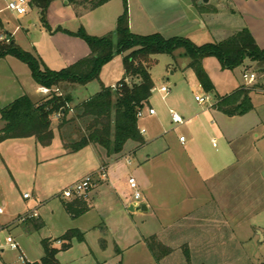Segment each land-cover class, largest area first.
I'll use <instances>...</instances> for the list:
<instances>
[{
  "label": "rangeland",
  "instance_id": "obj_1",
  "mask_svg": "<svg viewBox=\"0 0 264 264\" xmlns=\"http://www.w3.org/2000/svg\"><path fill=\"white\" fill-rule=\"evenodd\" d=\"M67 2L56 0L52 3L46 17L47 28L42 23L39 10L30 9L19 20V16L7 10L6 1L0 0V31L13 35L15 43L22 50L34 54L44 68L52 71L68 68L79 55L78 52L75 54V50L70 53V49H64V42L60 40L62 35L57 34L60 28L76 32L84 28L90 36L112 37L117 43L114 6L117 5L119 11L124 12L123 0L109 2L89 13L66 5ZM194 38L190 40L198 46L217 41L211 35L200 34ZM124 56L118 55L104 65L98 80L71 91V108L95 96L103 86H119L125 80ZM153 58L156 63L150 72L154 90L145 109L153 108L156 116L150 117L145 112L144 117L139 119V129L146 130L143 134L144 145L129 141L120 155L110 158L104 155L105 150L88 146L76 155L58 159L56 163H44L45 152L61 153L64 150L56 129L57 122H54V144L46 151L39 148L37 152L32 147V139H13L0 144V207L4 210V214L0 215V246L5 247L4 252L0 253V264H22L18 260L20 253L5 245L8 236L19 245L28 263L41 261L44 257L43 242L46 240L60 250L57 258L61 264H261L264 261V240L261 241L259 234L264 237V73L255 66L251 72L256 74V83L247 85L243 75L250 71L242 66L224 70L216 58H206L203 67L215 88V92L209 94L200 86L189 67L190 58L183 49L176 51L174 56L157 55ZM7 60L16 71L26 70L30 75L25 63L10 56ZM3 69L7 71L9 67L6 65ZM126 82L132 85L139 81L127 79ZM255 84L261 87L251 94L252 111L229 117L213 109L217 94L220 97L229 96L241 86L252 88ZM162 86L170 89L169 95L160 93ZM196 96L208 98L209 101L199 104ZM170 110L184 117L185 123L173 125ZM3 126L1 123L0 130ZM224 129L233 139L230 145L222 136ZM189 134L194 139L193 142L189 141L196 149L193 153L190 151L187 154L175 144L168 146L169 141ZM255 134L260 137H255ZM213 139L217 140V148L213 146ZM197 152H202L210 164L218 169L224 166L223 158L228 154L238 157L233 168L237 172L236 219L240 221L236 224V236L227 232L216 234L214 227L217 224L212 221L200 226L204 227L203 230L199 229L201 234L192 218L180 226L176 225L178 227L173 224L181 215L179 210L184 203L186 186L194 182L185 172L189 158L196 161ZM146 157L150 159L145 160ZM118 159L120 162L113 170L117 172L121 184L130 175L142 181L138 169L145 164L144 171L151 184L143 189L140 187V191L143 199L148 194L159 203V217L129 211L116 202L106 182L97 181L105 164L110 165ZM92 172L97 174L94 187L100 183L96 189L93 187L90 190L94 189L90 198L95 208L72 216L65 206L69 200L61 196L62 191L70 187L72 179L79 175L84 178ZM123 193L122 189L121 196ZM25 194L31 198L25 200ZM88 199L89 196L80 200ZM166 205L170 208L167 214ZM34 212L37 213L35 219L18 222V217ZM164 218L171 222V227L168 231H162L159 241L169 249V254L161 263H157L142 236L156 233ZM219 218H222L220 213ZM71 230H79L84 240L75 238L71 248L63 250L57 240Z\"/></svg>",
  "mask_w": 264,
  "mask_h": 264
},
{
  "label": "trees",
  "instance_id": "obj_2",
  "mask_svg": "<svg viewBox=\"0 0 264 264\" xmlns=\"http://www.w3.org/2000/svg\"><path fill=\"white\" fill-rule=\"evenodd\" d=\"M54 1L56 0H31V9L39 10L42 23L47 28V13ZM67 1L87 12L111 0ZM123 3L124 12L116 27L117 43L112 37L90 36L84 28L76 33L62 28L57 30L82 39L91 50L88 57L61 71L44 68L34 54L22 50L13 39L0 42V60L10 56L25 63L39 86L54 91L41 103H35L30 97L24 96L3 108L0 111V122L4 124L0 130V144L13 139L35 138L41 146L49 147L55 137L53 120L59 116L61 139L73 153L93 145L105 150L111 157L120 155L129 141L136 142L139 146L144 145L137 114L150 103L154 90L150 70L156 63L153 57L157 55L174 56L176 51L183 49L185 55L190 58L189 67L194 71L200 86L209 94H213L215 88L203 67L206 58H216L224 70H234L249 61L264 73V49L259 47L247 29L238 31L219 43L203 46H198L184 37L166 39L158 33L140 36L131 32L128 0H123ZM50 32L53 33L51 29ZM123 54L125 80L119 84L120 87L113 90L103 86L95 96L71 108L73 97L70 92L77 86H87L98 80L103 66ZM127 79L139 82L129 85ZM257 87L261 86H241L229 96L216 95L217 102L213 107L229 117L246 114L253 109L251 94ZM56 89L67 92V95H60L55 92ZM65 206L72 216L86 211L85 201L80 199H75L74 203H66ZM75 238L83 241L84 235L79 230H71L57 242H61L63 250H68ZM144 241L157 263H161L168 256L169 249L158 237L152 236ZM43 247L44 257L41 261L27 264H61L57 258L60 250L53 247L50 240L44 241Z\"/></svg>",
  "mask_w": 264,
  "mask_h": 264
},
{
  "label": "crops",
  "instance_id": "obj_3",
  "mask_svg": "<svg viewBox=\"0 0 264 264\" xmlns=\"http://www.w3.org/2000/svg\"><path fill=\"white\" fill-rule=\"evenodd\" d=\"M61 1L64 2L65 0ZM113 1L119 0H111L109 2ZM109 2L105 5H108ZM66 5L70 4L68 3ZM114 9L116 10L114 12L115 20L118 21L123 12L119 11L120 9L117 5L114 6ZM128 10L130 30L136 35L149 36L158 33L166 39H171L174 37L196 39L194 38L196 35L202 34L203 36L211 35L212 38L217 40L215 43H219L232 36L234 33L243 29H247L251 32L259 47L264 49V0H208L207 2H204V0H128ZM89 12L92 11H87L84 13ZM23 18L24 17H18L19 20ZM62 29L76 33V31L73 29ZM0 33L4 34L2 31H0ZM8 34L9 33H7V35ZM57 34L62 35L60 40H63L64 42V49H70V53L74 50L75 54L78 52L79 55H76V62L88 57L91 54L89 46L82 39L71 36L65 32H58ZM11 39L14 40L13 35ZM64 52L66 53V51ZM6 58L8 59V57ZM6 58L0 60V111L24 96L30 97L35 103L43 102L47 96L41 93L40 89L42 87L35 82L31 75V71L30 75L26 72V70H20L19 72L16 71L12 68V65ZM6 65L9 67V70L7 71L3 69ZM248 66H250V68H247ZM255 66L256 65H253L247 61L242 67L251 72ZM63 93L64 91H61V94ZM217 95L220 96L219 94ZM213 109L217 111L214 107ZM59 120V117L56 116L53 120L52 127L53 130H55L54 122H57L56 129L59 140L63 144L64 150L61 153L45 152L44 163H56V161L62 157L76 155L83 150L82 149L73 153L66 148L60 136ZM213 123H216V121L213 120ZM202 127L207 129L205 126ZM181 136L186 138L184 145L178 139L169 141L168 146L172 147L173 144H175L187 154H189L190 151L193 153V150L196 149L192 146L193 144H189V141L193 142L194 140L192 134H189V136L180 135L179 138ZM222 136L229 143V145L233 141L231 134L225 129L222 131ZM255 137L259 138L260 135L255 134ZM31 139L34 143L32 147H34L37 152L39 148L46 151L52 147V145L49 147L41 146L35 138H24L17 140ZM212 142L213 146L217 148V140L213 139ZM52 144H54V141ZM21 147H23V144H21ZM93 147L96 148V146ZM97 148L99 149V147ZM100 150L102 149L100 148ZM197 153L196 161H193L190 158L188 160L186 157L189 166L187 167L188 171L186 170L185 173L188 174V176H190L194 182H190V185L186 186L187 188L185 190V195H183L184 198L182 197L184 199V203L179 210L181 215L173 222V224L175 227H178L185 220L192 218V220H195L197 223V230L199 231L201 228L202 230L204 229V227L200 226H203L205 223H211L212 221L217 224V226L214 227V232L216 234L219 232H227L228 234L231 233L235 235L236 231L238 230L236 224L240 221H237L236 219L237 194L235 193V185L237 172L233 168L236 166L235 163L237 162L238 157L236 155L231 157L228 154L223 158L224 166L218 169L216 166H213L212 163L210 164L209 160L202 152ZM104 155L110 158L106 153ZM148 158L150 159V157H146L145 160ZM70 161L71 160H69V162ZM119 162L120 161L118 159L110 165L106 163V167L102 168L104 169L105 178L99 179L97 181H100V183L106 182L113 191L116 202L127 207L129 211H139L140 213L150 214L154 218L159 217L158 214L161 210H159V203L154 197L147 194L144 195V199H142L139 203L135 202L128 186L129 178L134 176L130 175L129 178H125L124 183L121 184L117 172L113 170L116 169L114 167H116ZM126 163L128 164V161H126ZM144 167L145 164L138 169V172L142 175V181L137 182L139 187L142 189L144 186L147 187L151 184L150 180L146 176ZM92 174L96 173L92 172L89 175ZM82 177L83 176L79 175L78 177L72 179L70 186L78 182ZM97 185L94 187V189L97 188ZM94 189L89 193V199L85 201V207L88 210L95 208L92 199L90 198V194L94 191ZM122 189L124 193L121 196ZM74 202L75 200H69L68 203ZM125 203H127V205ZM169 209L170 208H167L166 205L165 214L170 213ZM219 213L222 218H219ZM217 218L220 220L217 221ZM190 223L192 225L194 224L193 221ZM160 224L161 227H158L159 229H157L158 231H156V233H150V235L142 236L144 243L145 239L152 236H156L158 239H161L162 231H168V229L171 227H169L171 222L167 221L165 218L161 219ZM106 227L108 229V226ZM199 232L201 234V231ZM263 263L264 261L261 262V264Z\"/></svg>",
  "mask_w": 264,
  "mask_h": 264
},
{
  "label": "built area",
  "instance_id": "obj_4",
  "mask_svg": "<svg viewBox=\"0 0 264 264\" xmlns=\"http://www.w3.org/2000/svg\"><path fill=\"white\" fill-rule=\"evenodd\" d=\"M7 3V10L15 13L17 16L19 17H24L28 14V11L31 9V0H5ZM3 41H7V37L5 34H1L0 33V42ZM244 80L246 81L247 85H253L254 83H256V74L254 72H247L244 73L243 75ZM120 86L117 87H113V90H117ZM41 93L49 96L51 95L54 91H52L49 88L46 87H42L40 89ZM160 93L164 94L165 96L169 95L170 93V89L166 86H162L160 88ZM55 92L59 93L60 95L61 92L59 89H56ZM196 102H198L199 104H205L209 101L208 98H204V97H200V96H196L195 97ZM145 112L148 113V116L153 117L156 116V111L153 108H149L148 111H146V109L144 108L143 110H140L137 114L138 119H141L144 117ZM170 118H171V123L175 126L178 125H183L185 123V119L184 117H182L179 113L170 110ZM59 117V116H57ZM141 135L146 133V130H140ZM179 141L184 145L186 142V138L184 136H181L179 138ZM97 174H92V175H88L84 178H82L81 180H79L78 182H76L75 184H73L72 186H70L69 188L65 189L62 191L61 196L64 199H68V200H75V199H86V197H88L90 190L94 187L95 181H96V176ZM100 179H104L105 178V173H104V169L101 170L100 172ZM128 186H129V190L135 200L136 203H139L142 199V193L140 191V187L139 184L137 182V180L134 177L129 178L128 180ZM25 200H28L31 198V196L29 194H25L24 196ZM4 214V210L2 207H0V215ZM37 216V213H31L29 215H24V216H20L18 217V222L22 223L25 222L26 220L29 219H35ZM59 244H61V242H59ZM5 245L7 247H9L12 251H17L19 252V257L18 260L22 263V264H27V260L26 257L24 256V254L21 252L19 245L15 242V240L11 237L8 236L5 239ZM5 247L4 246H0V253L4 252Z\"/></svg>",
  "mask_w": 264,
  "mask_h": 264
},
{
  "label": "water",
  "instance_id": "obj_5",
  "mask_svg": "<svg viewBox=\"0 0 264 264\" xmlns=\"http://www.w3.org/2000/svg\"><path fill=\"white\" fill-rule=\"evenodd\" d=\"M208 0H204V2H207ZM66 4H68V2L66 3ZM12 38V35L11 34H8L7 35V40L9 41L10 39ZM259 234L261 235V241H263L264 240V237H263V235L259 232Z\"/></svg>",
  "mask_w": 264,
  "mask_h": 264
}]
</instances>
